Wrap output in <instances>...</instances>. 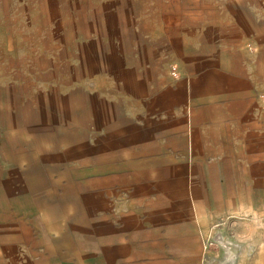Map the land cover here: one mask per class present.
<instances>
[{
  "label": "rangeland",
  "instance_id": "374dc122",
  "mask_svg": "<svg viewBox=\"0 0 264 264\" xmlns=\"http://www.w3.org/2000/svg\"><path fill=\"white\" fill-rule=\"evenodd\" d=\"M121 169L156 174L136 197L152 211L143 224L195 226L187 247L140 252L187 250L200 264L221 224L238 264H262L264 0H0V208L33 223L43 208L45 242L57 226L77 258L119 264ZM203 191L216 202L206 223Z\"/></svg>",
  "mask_w": 264,
  "mask_h": 264
},
{
  "label": "crops",
  "instance_id": "0c3cea01",
  "mask_svg": "<svg viewBox=\"0 0 264 264\" xmlns=\"http://www.w3.org/2000/svg\"><path fill=\"white\" fill-rule=\"evenodd\" d=\"M121 170L116 172V187L118 194L121 193L119 195H121L123 201L117 209L119 214L116 220V242L119 244L120 251L115 256L118 261H121L119 264H144L143 261L145 260H150V264H162L161 262L163 261V264H197L195 263L196 260L189 256L187 250L178 253L169 251L157 253L155 251L140 252L138 250L140 247L138 245L140 244L153 245L156 243L163 245L179 243L187 247V244L195 241V226L191 219L186 218L187 220L175 225L174 229L168 227L169 231L157 233L156 226L153 223L143 224L141 221H144L143 219L147 221L151 217L149 213L152 211L151 209H145V207L141 210L138 206L140 203L136 202V197L147 193L143 192L146 188L156 189L154 186L156 174L150 173V171L132 172ZM200 180L202 181V179ZM201 181L197 184V191L202 188ZM10 205L12 206L13 204L11 203ZM16 206L21 211L28 210V206L25 203L19 202L18 205H15L14 211L17 210ZM215 206L216 202L214 199L212 200L209 191H203V194L196 195L194 209L196 214L200 216L202 223H204L203 221L205 223L206 221H212L210 215ZM187 209L189 210V207ZM11 211H13V207L10 209L8 205L0 208V232L8 233L7 235H0V264H23L22 261H30L31 264H62L61 258L67 248L70 249L69 252L71 253L70 258H68L69 263L113 264L111 262L113 259H109L106 253L102 251L98 256L89 260H84L85 258H83L82 254H79L77 258V253L73 248L74 245L72 246L74 242H71L69 236L57 226L48 228L52 235L49 237V242H45L44 235L40 237L38 235L39 231L36 229V226L39 228L43 227V218L45 217L43 208L40 210L38 208L35 209L37 213L34 216L36 223H33L31 219V221H28L29 219L12 220ZM179 219L181 220L182 217H179ZM5 221L8 223H4ZM178 228L180 229L177 232ZM59 234L68 236L67 244L58 243L57 235ZM157 237L159 238L158 241L156 240ZM33 248L34 250H32ZM261 263L264 264V261L262 260Z\"/></svg>",
  "mask_w": 264,
  "mask_h": 264
},
{
  "label": "built area",
  "instance_id": "2783aa9c",
  "mask_svg": "<svg viewBox=\"0 0 264 264\" xmlns=\"http://www.w3.org/2000/svg\"><path fill=\"white\" fill-rule=\"evenodd\" d=\"M220 226L221 224L214 225L202 237L200 264H238L241 249L223 239V236L218 232ZM219 253H222V255L219 256Z\"/></svg>",
  "mask_w": 264,
  "mask_h": 264
}]
</instances>
